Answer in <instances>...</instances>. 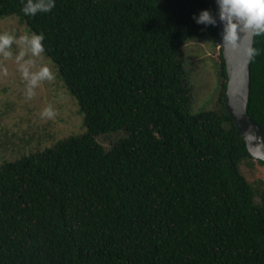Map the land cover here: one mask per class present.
<instances>
[{"label": "trees", "instance_id": "16d2710c", "mask_svg": "<svg viewBox=\"0 0 264 264\" xmlns=\"http://www.w3.org/2000/svg\"><path fill=\"white\" fill-rule=\"evenodd\" d=\"M75 99L85 133L0 164V264H264V182L225 109L190 114L182 48L217 25L214 0H56L26 16ZM248 114L264 127V35L254 36ZM122 132L109 148L97 140Z\"/></svg>", "mask_w": 264, "mask_h": 264}, {"label": "rangeland", "instance_id": "374dc122", "mask_svg": "<svg viewBox=\"0 0 264 264\" xmlns=\"http://www.w3.org/2000/svg\"><path fill=\"white\" fill-rule=\"evenodd\" d=\"M8 33L20 37L31 35L25 25H20L16 17L0 19V34ZM17 54L21 49L13 44L11 49ZM219 45L211 37L186 42L182 48L187 71V85L190 88V114L212 111L217 108L222 79L219 77ZM27 58V57H26ZM36 60L37 67L47 65L52 79L42 81L35 89V96L27 99L26 81L18 71L15 59L0 56V164L13 162L23 155L43 152L53 148L59 141L70 136L85 133L83 116L78 112L75 99L58 79L57 67L42 53ZM6 68L8 74L3 75ZM51 106L56 116L41 119L40 113ZM100 136L98 142L109 148L117 135ZM240 172L249 184L264 182V166L254 162L252 167L240 165Z\"/></svg>", "mask_w": 264, "mask_h": 264}, {"label": "clouds", "instance_id": "9594fccd", "mask_svg": "<svg viewBox=\"0 0 264 264\" xmlns=\"http://www.w3.org/2000/svg\"><path fill=\"white\" fill-rule=\"evenodd\" d=\"M218 6L219 21L223 24V41L225 45L235 46L239 30L244 29L253 36L264 35V0H216ZM56 6V0H25L22 12L26 16H35L38 13L51 12ZM198 25L205 27L217 25V18L208 10H202L198 15L193 16ZM43 34L32 33L16 37L8 33L0 34V56L4 59H15L19 65L18 71L26 81L25 95L27 99L35 96L36 87L45 80L52 79V72L47 65L37 67L36 60L44 52ZM16 44L21 49L14 55L12 45ZM247 55L252 57L257 50L249 47ZM27 57V58H26ZM7 75V69L2 70ZM56 116L55 110L48 106L40 113L41 119H53ZM248 139H255L249 134Z\"/></svg>", "mask_w": 264, "mask_h": 264}, {"label": "water", "instance_id": "95a60500", "mask_svg": "<svg viewBox=\"0 0 264 264\" xmlns=\"http://www.w3.org/2000/svg\"><path fill=\"white\" fill-rule=\"evenodd\" d=\"M215 1L217 33L219 48L226 66L227 85L225 91V109L246 143L249 154L256 161L264 162V127L257 124L248 114L250 94V65L252 57L247 49L253 47L254 36L244 29L239 30L235 46L225 45L223 41V24L219 21L218 6ZM251 134L255 139H248Z\"/></svg>", "mask_w": 264, "mask_h": 264}]
</instances>
